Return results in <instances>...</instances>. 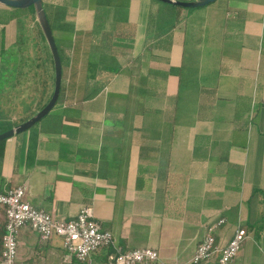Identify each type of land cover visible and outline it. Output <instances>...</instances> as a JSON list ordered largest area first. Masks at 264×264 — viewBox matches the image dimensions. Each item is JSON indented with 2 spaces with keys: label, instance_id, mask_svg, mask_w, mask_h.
Returning a JSON list of instances; mask_svg holds the SVG:
<instances>
[{
  "label": "crops",
  "instance_id": "crops-1",
  "mask_svg": "<svg viewBox=\"0 0 264 264\" xmlns=\"http://www.w3.org/2000/svg\"><path fill=\"white\" fill-rule=\"evenodd\" d=\"M43 3L63 49V94L32 129L0 142V192L25 188L62 220L90 206L119 246L155 249L158 264H189L219 220V245L238 227L264 244V0L191 11L157 0ZM16 29L4 21L0 53L14 52ZM16 60L17 109L0 118L8 130L51 93ZM4 232L0 207V260ZM64 255L57 237L20 235L22 264H66Z\"/></svg>",
  "mask_w": 264,
  "mask_h": 264
},
{
  "label": "built area",
  "instance_id": "built-area-1",
  "mask_svg": "<svg viewBox=\"0 0 264 264\" xmlns=\"http://www.w3.org/2000/svg\"><path fill=\"white\" fill-rule=\"evenodd\" d=\"M0 207L5 213V232L0 264H22L18 261L19 238L23 230L36 232L41 243L46 244L57 237L62 241L66 264H96L95 256L107 254L108 264H158L160 254L151 248L125 250L114 235L104 230L95 218L93 208L85 206L72 219H57L50 213L34 207L28 200L25 188L19 187L0 192ZM198 245L189 264H234L247 230L239 227L230 241L221 246L214 236V229Z\"/></svg>",
  "mask_w": 264,
  "mask_h": 264
},
{
  "label": "rangeland",
  "instance_id": "rangeland-1",
  "mask_svg": "<svg viewBox=\"0 0 264 264\" xmlns=\"http://www.w3.org/2000/svg\"><path fill=\"white\" fill-rule=\"evenodd\" d=\"M221 2H224V1H221ZM191 10H198V9H190V11ZM12 12H14L12 8H9V7H6L0 4V34L2 32V24L4 23L5 20H7V18L10 17ZM16 22H17V29L15 30L14 36L17 33V43L13 47L14 52L11 54V56L10 54H7V53H2V52L0 53V56L2 59V62H0V107L2 106L7 107L8 105H10L7 107L6 112L4 111L2 112V114L0 115V118H4L6 115L9 116V113H12L11 111H14L15 109H17V107H15L14 104L16 103V100H15V96L17 94L16 85L18 83L19 78L16 76L17 70H14V69H16V63L17 65H19V62L18 60L14 61L15 56H22L24 62L28 64L27 66H25L26 68L23 69L24 75H26L27 70L30 71V75L27 78L34 79L33 84L39 90L40 95L43 92H45V90H48L50 85H51V93L49 96L50 99L54 92V87H53V80H54L53 76L54 75L52 74L53 72L50 71L48 64H46V61H45L46 56L44 55V51L42 47L39 45L37 20H35L33 17H28L25 20L26 26L23 30H25L24 34L26 35L27 41L23 45H20L18 43L19 34L21 33L20 31H23V30H21L19 22L17 20ZM55 33H56V30H55ZM57 45L61 53H63L61 41L57 40ZM47 52L48 54L51 55L49 46L47 48ZM51 61H52V57H51ZM51 68H52V64H51ZM35 74H36V77H35ZM51 74H52V80H51ZM51 81H52V84H51ZM19 82H23L24 84H26V81L23 78ZM30 84L32 86V82H30L28 85ZM49 98L45 101V103L49 101ZM45 103L43 104V106H41V108L44 107V105H46ZM1 123H3V125L7 124V122L5 121H2ZM139 190H141V188H139ZM219 223H220V220L219 222L215 224V227ZM227 227L228 226L226 225L217 227V230L214 232V236L218 237V232L220 233L222 230H224ZM249 234H248L247 239L243 243L244 245H242V248L240 252L238 253L236 259L234 260V264H237V262H239L240 264H262L264 262V244L262 242H256L253 239L255 241L254 243L252 240H250L251 234L250 236ZM96 264H99V263L97 262Z\"/></svg>",
  "mask_w": 264,
  "mask_h": 264
},
{
  "label": "water",
  "instance_id": "water-1",
  "mask_svg": "<svg viewBox=\"0 0 264 264\" xmlns=\"http://www.w3.org/2000/svg\"><path fill=\"white\" fill-rule=\"evenodd\" d=\"M163 3L170 5L179 6L185 9H197L208 6L218 0H191V1H182V0H161ZM0 4L12 9H29L34 8L36 14V20L39 24L42 33L46 39V42L50 48L54 66H55V87L52 98L49 103L39 111L34 117L27 120L26 122L12 128L9 131H6L0 134V142L8 140L15 135L24 133L32 129L37 123L42 121L50 112L56 107L62 89V60L59 53V49L56 43L54 33L52 31L46 10L44 8L43 0H0Z\"/></svg>",
  "mask_w": 264,
  "mask_h": 264
},
{
  "label": "trees",
  "instance_id": "trees-1",
  "mask_svg": "<svg viewBox=\"0 0 264 264\" xmlns=\"http://www.w3.org/2000/svg\"><path fill=\"white\" fill-rule=\"evenodd\" d=\"M157 1H161V0H157ZM44 8H45V10H46V13H47V16H48V19H49V22H50V25H51V28H52V31H53V33H54V36H55V27H54V24H53V22H52V19H51V17L49 16V13H48V10H47V7H46V5H44ZM13 11L14 12H12V14H11V19H15V20H17L18 22H19V24H20V27H21V30H23L24 28H25V20L28 18V17H33L35 20H36V14H35V10H34V8L33 7H31V8H29V9H24V10H22V9H13ZM37 31H38V41H39V45L42 47V49H43V51H44V55L45 56H50L49 58L51 59V55L50 54H48V52H47V48H48V45H47V42H46V39H45V37H44V35H43V33H42V30H41V28H40V26H39V24L37 23ZM21 33L19 34V39H18V43L20 44V45H23L26 41H27V38H26V35L24 34L25 33V30H23V31H20ZM55 39H56V37H55ZM56 43H57V41H56ZM58 46V45H57ZM58 49H59V47H58ZM13 53V52H12ZM11 53V54H12ZM59 53H60V55H61V60H62V53H61V51H60V49H59ZM47 57V59L49 60V58ZM52 64H53V66H54V61H53V57H52ZM62 64H63V62H62ZM54 72H55V66H54ZM62 94H63V90L61 89V94H60V98H61V96H62ZM60 98H59V101H60ZM1 129H2V133H4V132H6V131H9V130H11V128H9V130L7 129V128H2V127H0ZM4 130H6V131H4ZM1 133V134H2ZM102 257V258H101ZM96 260H97V262L99 263V264H108V259H107V254L106 253H104V255H102V256H100V257H96Z\"/></svg>",
  "mask_w": 264,
  "mask_h": 264
}]
</instances>
